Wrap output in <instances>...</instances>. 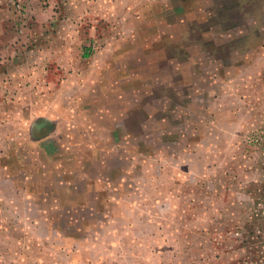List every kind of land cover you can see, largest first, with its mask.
<instances>
[{"label":"rangeland","instance_id":"obj_1","mask_svg":"<svg viewBox=\"0 0 264 264\" xmlns=\"http://www.w3.org/2000/svg\"><path fill=\"white\" fill-rule=\"evenodd\" d=\"M7 1L0 264H264V0Z\"/></svg>","mask_w":264,"mask_h":264},{"label":"crops","instance_id":"obj_2","mask_svg":"<svg viewBox=\"0 0 264 264\" xmlns=\"http://www.w3.org/2000/svg\"><path fill=\"white\" fill-rule=\"evenodd\" d=\"M8 3V1L7 0H0V8H1V12H7V5H5V4H7ZM3 4V5H2ZM11 19V18H10ZM1 23V22H0ZM3 24H4V29H6V22H5V20H4V22H2ZM51 137V136H50ZM84 176V175H83ZM78 177V180H79V178H81V176L79 177V176H77ZM62 181H60L59 183H61ZM87 184V183H86ZM86 187L88 188V184L86 185Z\"/></svg>","mask_w":264,"mask_h":264},{"label":"trees","instance_id":"obj_3","mask_svg":"<svg viewBox=\"0 0 264 264\" xmlns=\"http://www.w3.org/2000/svg\"><path fill=\"white\" fill-rule=\"evenodd\" d=\"M47 125H48V123H44V124L40 125V127H41V129H43L45 127H48Z\"/></svg>","mask_w":264,"mask_h":264}]
</instances>
